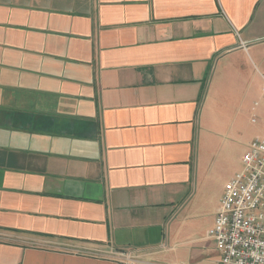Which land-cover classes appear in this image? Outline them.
Listing matches in <instances>:
<instances>
[{"label": "crops", "instance_id": "0c3cea01", "mask_svg": "<svg viewBox=\"0 0 264 264\" xmlns=\"http://www.w3.org/2000/svg\"><path fill=\"white\" fill-rule=\"evenodd\" d=\"M263 86L264 0H0V264H219Z\"/></svg>", "mask_w": 264, "mask_h": 264}, {"label": "built area", "instance_id": "2783aa9c", "mask_svg": "<svg viewBox=\"0 0 264 264\" xmlns=\"http://www.w3.org/2000/svg\"><path fill=\"white\" fill-rule=\"evenodd\" d=\"M264 105V86L260 100L252 107V122H264L258 110ZM242 170L227 183L209 237L216 243L219 264H264V135L255 138L242 158ZM70 250V249H68ZM78 255L118 260L132 264L130 254L115 251L72 249Z\"/></svg>", "mask_w": 264, "mask_h": 264}, {"label": "rangeland", "instance_id": "374dc122", "mask_svg": "<svg viewBox=\"0 0 264 264\" xmlns=\"http://www.w3.org/2000/svg\"><path fill=\"white\" fill-rule=\"evenodd\" d=\"M264 134V127L246 121L242 128H237L225 144V155L230 164L222 173L224 180L229 178L231 172L242 168V158L247 151V145L257 137ZM241 158V159H240Z\"/></svg>", "mask_w": 264, "mask_h": 264}]
</instances>
